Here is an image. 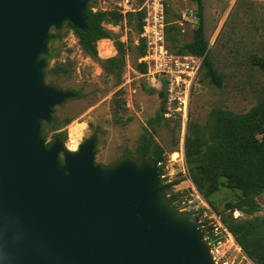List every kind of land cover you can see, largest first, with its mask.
Wrapping results in <instances>:
<instances>
[{"label": "water", "instance_id": "95a60500", "mask_svg": "<svg viewBox=\"0 0 264 264\" xmlns=\"http://www.w3.org/2000/svg\"><path fill=\"white\" fill-rule=\"evenodd\" d=\"M90 3L0 0V264H215L156 161L96 163V135L47 147L77 95L46 79L65 35L89 31Z\"/></svg>", "mask_w": 264, "mask_h": 264}, {"label": "rangeland", "instance_id": "374dc122", "mask_svg": "<svg viewBox=\"0 0 264 264\" xmlns=\"http://www.w3.org/2000/svg\"><path fill=\"white\" fill-rule=\"evenodd\" d=\"M104 1L91 0V10L110 12ZM158 1L131 0L123 21L103 24L113 40L97 43L99 60L117 57V42L127 49L119 76L90 57L73 31L65 35L46 81L77 98L56 110L54 126L44 129V137L47 145L60 136L74 147L96 135V163L110 165L135 157L140 137L148 133L165 151L159 165L176 202L190 199L193 188L198 191L186 164V140L197 133L216 137L222 113L246 114L264 105V0H202L207 56L221 86L211 80L203 58L186 51L199 24L195 0H161V9ZM161 12L163 20L157 21ZM158 36L164 38L161 45ZM56 68L61 71L52 74ZM219 180L220 189L211 197L199 194L226 224L244 226L249 244L259 252L260 244L264 247V191L248 200L229 188L221 174Z\"/></svg>", "mask_w": 264, "mask_h": 264}, {"label": "trees", "instance_id": "16d2710c", "mask_svg": "<svg viewBox=\"0 0 264 264\" xmlns=\"http://www.w3.org/2000/svg\"><path fill=\"white\" fill-rule=\"evenodd\" d=\"M195 2L198 6L199 24L194 32L193 41L186 46V51L193 56L203 58V66L211 80L221 86V78L207 56L209 44L205 37L203 1L195 0ZM87 16L89 31L83 33L73 28V32L79 38L83 50L90 57L99 60L97 43L113 40L111 32L105 29L103 24L107 21L118 24L123 21L124 16L117 11L94 12L90 5ZM116 49L117 57L99 61L106 72L119 76L125 66L127 49L125 44L120 42L116 43ZM141 68L146 71L147 64L142 63ZM60 71L61 68H56L51 73L58 74ZM157 122H159L158 118L151 119L149 124L153 126ZM217 123L219 129L216 137L208 138L203 133H197L186 140L185 158L190 179L207 199L219 191L221 174L229 188L241 191L243 197L251 200L264 191V105L255 107L246 114L222 113ZM51 144L47 147L49 148ZM135 157L150 158L158 164H163L165 151L152 135L145 133L139 139ZM171 200L175 203L174 198L171 197ZM225 225L236 237L237 243L245 250L246 255L258 258L261 264H264L262 244L258 249L259 252H256L249 244L248 236L243 232L244 226H229L226 223Z\"/></svg>", "mask_w": 264, "mask_h": 264}, {"label": "built area", "instance_id": "2783aa9c", "mask_svg": "<svg viewBox=\"0 0 264 264\" xmlns=\"http://www.w3.org/2000/svg\"><path fill=\"white\" fill-rule=\"evenodd\" d=\"M130 2L131 0H105L104 5L111 7L110 12L117 11L125 15L130 11ZM160 2L161 0L158 1V7L161 9ZM157 15V21L163 20V12ZM157 43L160 45L164 43L163 36H158ZM174 204L180 211L191 213L198 219L204 228L205 240L215 264H254L225 225L221 214L212 209L195 188L190 199L180 198Z\"/></svg>", "mask_w": 264, "mask_h": 264}, {"label": "bare ground", "instance_id": "6f19581e", "mask_svg": "<svg viewBox=\"0 0 264 264\" xmlns=\"http://www.w3.org/2000/svg\"><path fill=\"white\" fill-rule=\"evenodd\" d=\"M101 42H107V40L100 41V43H101ZM78 145H79V144H77V145L74 146V147H68V149L71 150V151H76V150L78 149Z\"/></svg>", "mask_w": 264, "mask_h": 264}]
</instances>
